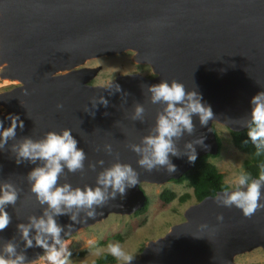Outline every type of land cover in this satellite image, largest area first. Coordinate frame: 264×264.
I'll return each mask as SVG.
<instances>
[{
    "label": "water",
    "instance_id": "water-1",
    "mask_svg": "<svg viewBox=\"0 0 264 264\" xmlns=\"http://www.w3.org/2000/svg\"><path fill=\"white\" fill-rule=\"evenodd\" d=\"M127 50L133 52V62L150 67L153 77L117 74L106 85L89 84L99 67H83L87 60ZM0 79L18 83L0 93L5 109L0 120L7 127L5 116L12 113L24 124L0 150V183H12L19 193L16 204L6 209L11 220L0 231V245L13 238L17 250L24 251L16 225L39 216L42 208L26 177L36 165H17L11 144L71 129L86 154L84 170H65L58 183L73 187L94 185L101 160L108 167L118 159L138 173V184L123 199L118 195L109 200L94 218L81 213L79 222L61 233L62 239L110 213L141 208L145 196L140 183L178 179L192 165L182 155L170 156L174 173L138 167V156L129 146L149 133L162 107L149 102L146 87L175 80L186 91L200 93L213 119L201 127L193 117V133L184 134L176 147L183 153L185 143L204 137L208 147L195 145L197 157L215 154L213 124L230 131L247 128L250 99L264 91V0H0ZM110 83L119 84L121 91L109 88ZM101 96L107 107L93 109ZM137 103L145 109L142 122L130 119ZM105 145L111 146V154ZM56 219L62 226L72 223L67 215ZM257 247L264 248V207L245 217L236 207L218 206L214 196H206L184 209L183 221L149 240L131 264H243L234 261L235 255ZM42 252L36 246L26 249V264Z\"/></svg>",
    "mask_w": 264,
    "mask_h": 264
},
{
    "label": "clouds",
    "instance_id": "clouds-1",
    "mask_svg": "<svg viewBox=\"0 0 264 264\" xmlns=\"http://www.w3.org/2000/svg\"><path fill=\"white\" fill-rule=\"evenodd\" d=\"M109 88L120 92L119 84L110 83ZM146 95L151 104L161 105L155 122L149 133L142 137L138 144L130 145L131 151L137 154V165L145 171L164 168L169 173L176 171L170 156L187 157L190 164L195 163L197 152L195 145L202 148L208 146L205 138L185 143V151L181 153L176 147V141L184 134L191 135L194 130L193 117H197L201 127L207 126L213 119V112L209 105L202 102V96L196 90L186 91L185 86L175 80L160 81L146 87ZM250 113L247 122V137L256 149V154L264 152V91L256 93L250 99ZM107 107L108 100L101 96L93 102V109L97 105ZM62 108V105H57ZM86 112H89L87 109ZM144 106L140 103L134 105L130 119L143 121ZM90 112V115H94ZM9 121L7 127L0 120V150L4 149L9 140H15L16 129H23V121L16 114L5 116ZM248 140L244 141L247 143ZM105 152L112 153L110 145L104 146ZM10 152L14 154L17 165L24 161L35 164L27 173L29 191L34 195L36 202L41 206L39 216H30L26 223H18L16 229L23 242L24 251L17 250L13 238L0 245V264H26L25 250L31 247L43 249V260L46 264H68L71 252L67 249V242L62 239L61 233L70 229L79 222L81 213L87 218H94L97 209L103 208L109 200H115L119 195L121 199L126 191L138 184V173L129 164L117 162L103 167L104 162L98 161L102 170L97 173L94 185L73 187L69 183H58L65 173H76L84 170L86 154L78 147V141L72 135L71 129L60 132L49 131L38 140L23 137L11 144ZM39 162V163H37ZM95 170V165H89ZM233 190L224 189L214 194L218 206L236 207L243 216L250 217L257 208L264 207L261 189L264 188V166L261 167L258 178L252 179L245 172L239 173L230 181ZM18 190L10 182L0 183V231L10 223L11 217L6 211L9 205H15L18 199ZM67 215L72 222L66 226L57 223V217ZM218 216L217 220L222 221ZM202 228L207 227L202 225ZM107 252L124 264H131L134 256L127 254L119 243H109Z\"/></svg>",
    "mask_w": 264,
    "mask_h": 264
},
{
    "label": "rangeland",
    "instance_id": "rangeland-1",
    "mask_svg": "<svg viewBox=\"0 0 264 264\" xmlns=\"http://www.w3.org/2000/svg\"><path fill=\"white\" fill-rule=\"evenodd\" d=\"M132 56L133 52L127 50L117 55L87 60L83 67H99L89 84L106 85L117 74L139 73L147 78L153 77L150 67L133 62ZM17 84L16 81L0 79V93ZM0 112H5L1 105ZM213 130L220 140V145L218 144L217 152L209 161L215 164L223 175L224 182L233 189L230 181L241 173L247 155L234 146L227 127L215 123ZM139 188L147 201L144 213L136 214L140 208L127 214L110 213L105 218L63 238L67 242L68 251L71 252L68 264H92L102 253H108L109 243H119L127 254L137 259L149 240L163 236L172 225L183 221L184 209L194 203L192 198L183 204H179L177 197L166 204L159 199L160 192L165 188L171 189L177 196L184 192L191 193L192 189L184 181L168 180L162 184L143 182L139 184ZM42 257L43 252L29 264H46ZM234 261L243 264H264V248L257 247L239 253L235 255ZM120 263L123 261L117 260V264Z\"/></svg>",
    "mask_w": 264,
    "mask_h": 264
},
{
    "label": "trees",
    "instance_id": "trees-1",
    "mask_svg": "<svg viewBox=\"0 0 264 264\" xmlns=\"http://www.w3.org/2000/svg\"><path fill=\"white\" fill-rule=\"evenodd\" d=\"M230 134L234 146L247 155L241 172L249 174L252 179L258 178L261 167L264 166V152L260 155L256 154L254 145L248 140L247 128L241 131H230ZM216 139L220 145L217 135ZM246 140L248 142L244 143ZM211 156L210 154H206L197 157L195 163L180 178L173 179L175 182H186V185L192 189L191 193L184 192L180 196H177L174 191L165 188L159 194V199L162 203H169L176 197L179 204H183L191 198L194 202H198L206 196H214L217 191L229 189L230 187L223 180V175L218 171L215 164L209 161ZM146 209L147 201L136 211V214L144 213ZM92 264H117V260L108 253H102Z\"/></svg>",
    "mask_w": 264,
    "mask_h": 264
},
{
    "label": "bare ground",
    "instance_id": "bare-ground-1",
    "mask_svg": "<svg viewBox=\"0 0 264 264\" xmlns=\"http://www.w3.org/2000/svg\"><path fill=\"white\" fill-rule=\"evenodd\" d=\"M34 259V258H33ZM36 259V258H35ZM34 261V260H33Z\"/></svg>",
    "mask_w": 264,
    "mask_h": 264
}]
</instances>
